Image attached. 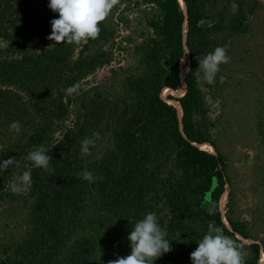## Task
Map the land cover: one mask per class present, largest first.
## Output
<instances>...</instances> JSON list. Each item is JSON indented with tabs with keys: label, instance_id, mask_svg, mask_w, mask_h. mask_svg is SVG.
I'll list each match as a JSON object with an SVG mask.
<instances>
[{
	"label": "trees",
	"instance_id": "1",
	"mask_svg": "<svg viewBox=\"0 0 264 264\" xmlns=\"http://www.w3.org/2000/svg\"><path fill=\"white\" fill-rule=\"evenodd\" d=\"M145 1L157 12L148 20L153 34L136 47L143 63L138 73L115 86L83 89L87 75L109 64L100 44L114 30L102 21L95 39L56 44L47 38L58 18L48 0H0V38L11 42L0 48V202L26 207L24 233L0 242V264H108L130 253L127 237L149 211L174 240L154 264H191L190 253L209 230L239 244L236 234L249 238L243 222L226 216L228 227L222 219L226 165L209 130L196 69L197 59L220 46L218 33L248 30L254 6L232 0L230 13L231 0H184V11L179 0ZM186 49L185 92L163 98V88L181 85ZM169 100L179 102L182 115ZM71 116L55 137L56 124ZM13 121L20 130L9 136ZM94 132L100 138L82 155L81 140ZM260 133L264 141V124ZM203 143L217 152L198 146ZM38 145L52 156L48 169L27 158ZM84 170L103 180L85 181ZM24 171L31 173L27 190L12 191ZM248 246L243 264H259V243Z\"/></svg>",
	"mask_w": 264,
	"mask_h": 264
},
{
	"label": "rangeland",
	"instance_id": "2",
	"mask_svg": "<svg viewBox=\"0 0 264 264\" xmlns=\"http://www.w3.org/2000/svg\"><path fill=\"white\" fill-rule=\"evenodd\" d=\"M245 1L254 6L248 17V30L244 33L225 30L216 35L230 60L220 65L213 84L201 79L198 83L212 139L226 165L222 205L219 200L222 219L228 227L226 216L245 224L249 238L236 234L243 244L233 241L241 249L243 259L251 255L249 243H259V264H264V260L261 262L264 256V141L260 133L264 124V0ZM228 8L230 13L236 10L232 0ZM156 12V6L145 0H113L104 21L114 33L100 44L109 51L111 60L81 81L83 89L115 86L128 74L138 73L143 63L136 47L153 34L148 20ZM10 43L0 38L1 49L8 48ZM72 119L71 116L64 123L56 124L54 136L58 137ZM9 129L6 133L15 136L14 130ZM217 151L213 148V152ZM25 214L26 207L19 201L0 202L1 243L16 241L24 233Z\"/></svg>",
	"mask_w": 264,
	"mask_h": 264
},
{
	"label": "clouds",
	"instance_id": "3",
	"mask_svg": "<svg viewBox=\"0 0 264 264\" xmlns=\"http://www.w3.org/2000/svg\"><path fill=\"white\" fill-rule=\"evenodd\" d=\"M113 6V0H48V7L58 18L50 21L51 33L47 37L56 44L79 43L88 39H95L100 33V23L108 16ZM185 50V54L189 53ZM184 54V55H185ZM198 60L197 76L199 79L213 84L220 71V65L227 64L230 57L223 46H217ZM75 87L70 86L66 92L72 94ZM10 128L19 131L20 122L13 121ZM100 138L98 132L91 137L81 140V154L88 155L95 141ZM59 140L52 145L55 146ZM48 148L38 145L28 153V159L36 168L48 169L52 156ZM82 178L90 183L103 180L92 171L84 170ZM31 182L30 171L18 174L11 182L14 192L26 191ZM212 208L208 209L211 215ZM130 253L126 256H117L108 264H154L155 260L172 250L167 232L159 223L155 212H147L142 219L132 227L128 237ZM197 243V247L190 253L191 264H243V254L233 239L222 234L220 229L209 230Z\"/></svg>",
	"mask_w": 264,
	"mask_h": 264
},
{
	"label": "bare ground",
	"instance_id": "4",
	"mask_svg": "<svg viewBox=\"0 0 264 264\" xmlns=\"http://www.w3.org/2000/svg\"><path fill=\"white\" fill-rule=\"evenodd\" d=\"M179 2L181 4V7L185 8V4L183 3V0H179ZM187 64H188V54H185L182 57V59L180 60V70H181V77H182L181 85L175 91H170L168 88H163L162 91H161V97L164 98V97H166L167 94H172V95H175V97H179V96L184 94V92H185V84H184L183 77H184V75L186 73V70L188 68ZM169 102H170V104H173L174 106H176L180 110V114H181V109H180L181 107H180L179 103L176 102V100L175 101H170L169 100ZM198 146L200 148L209 150L210 152L213 151V147H211L208 143H203V144H200ZM224 199H225V194H223L221 199H220L221 200L220 201L221 205L224 202ZM241 238H243V237L241 236ZM263 260H264V256L262 255L261 262H263Z\"/></svg>",
	"mask_w": 264,
	"mask_h": 264
},
{
	"label": "water",
	"instance_id": "5",
	"mask_svg": "<svg viewBox=\"0 0 264 264\" xmlns=\"http://www.w3.org/2000/svg\"><path fill=\"white\" fill-rule=\"evenodd\" d=\"M184 1V0H183ZM184 3V2H183ZM183 8V7H182ZM183 10L184 11H186V9L185 8H183ZM185 26V25H184ZM185 48H186V46H185ZM187 70H188V68H187ZM187 70H186V72H187ZM184 78V77H183ZM175 97V96H174ZM177 101V100H176ZM179 103V102H178ZM181 115H182V111H181Z\"/></svg>",
	"mask_w": 264,
	"mask_h": 264
}]
</instances>
